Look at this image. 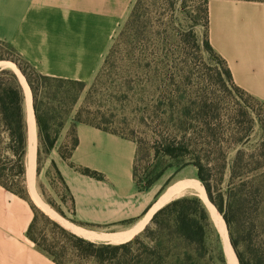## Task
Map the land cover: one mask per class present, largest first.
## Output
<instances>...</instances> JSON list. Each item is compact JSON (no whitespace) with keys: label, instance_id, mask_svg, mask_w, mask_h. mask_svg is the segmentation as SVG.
<instances>
[{"label":"rangeland","instance_id":"374dc122","mask_svg":"<svg viewBox=\"0 0 264 264\" xmlns=\"http://www.w3.org/2000/svg\"><path fill=\"white\" fill-rule=\"evenodd\" d=\"M206 3L207 0L134 3L131 12L138 6L131 27L125 31L130 12L113 41L111 48L116 39L119 45L104 74L100 69L80 91L78 104L63 119V129L58 128L59 121L52 123L51 135L57 134L58 139L56 148L49 152L41 144L38 155L37 145V194L55 213L54 208L79 222L74 190L62 170L66 166L77 175L84 174L72 158H63L60 151L65 155L69 151V130L63 137L64 130L71 127L88 98L89 111L101 114L96 122H106V126L136 144L137 182L146 185L164 172L153 188L154 200L163 188L165 192L177 181L198 180L193 167L179 170L177 162L157 155L164 142L178 137L185 144L195 139L203 145L215 189L227 195L226 201L232 200L235 221L250 234L254 246L264 251V102L239 92L227 78L224 66L205 47ZM120 33L122 38L118 37ZM5 55L0 45V57ZM83 117H87L86 113ZM105 143L102 140L91 147L93 152L86 156L90 164L103 168L122 166L121 147ZM108 190L107 186L98 188L103 193ZM193 194L197 192L191 189L184 196ZM121 228L99 225L94 231Z\"/></svg>","mask_w":264,"mask_h":264},{"label":"crops","instance_id":"0c3cea01","mask_svg":"<svg viewBox=\"0 0 264 264\" xmlns=\"http://www.w3.org/2000/svg\"><path fill=\"white\" fill-rule=\"evenodd\" d=\"M136 1L0 0V41L9 44L44 76L89 83L103 66ZM208 37L230 69L235 86L264 102V2L209 0ZM19 80L26 106L25 86L20 77ZM25 83L29 88L26 80ZM83 126H77L79 146L72 161L103 178L77 175L66 166L62 170L74 190L77 220L95 227H123L119 231H95L97 239L92 241L112 242L110 236H115L122 240L114 244L129 242L145 230L154 213L163 207H157L162 197L154 200V186L142 190L135 181L137 147L133 141ZM102 140L121 147L122 166L103 168L90 164L86 156L93 152L95 142ZM189 180L195 179L174 184ZM104 186L109 188L107 192L98 191ZM27 189L31 199L29 186ZM33 219L31 204L0 186V264H56L27 237ZM128 221L130 224H123Z\"/></svg>","mask_w":264,"mask_h":264},{"label":"trees","instance_id":"16d2710c","mask_svg":"<svg viewBox=\"0 0 264 264\" xmlns=\"http://www.w3.org/2000/svg\"><path fill=\"white\" fill-rule=\"evenodd\" d=\"M245 1L264 2V0ZM208 2L209 0H207L205 11L207 31L204 44L210 54L224 66L227 78L233 83L232 74L226 62L215 52L209 42ZM137 6L133 8L125 26L126 32L131 27ZM122 36L123 33H120L118 37L122 38ZM115 41V45L110 48L101 68L103 74L115 49L118 48V39ZM0 45L7 52V56H1L0 61L13 62L31 90L38 132V155L41 152V144H45L46 150L50 152L56 148L58 141L57 134L54 137L51 135L52 123L59 121L57 126L59 129H63L65 125L63 119H67L72 108L78 104L79 93L86 87V83L44 76L24 61L9 44L0 41ZM236 88L239 92L245 93L238 87ZM86 103H88V98L85 99L75 115L69 129V151L66 155L60 151L62 157L67 160L72 158L74 151L79 146L77 135L79 124L123 137L115 129L106 126V122H96L100 119L98 115L101 114L89 111ZM84 113L87 115L86 118L83 117ZM26 114L25 95L17 75L8 68L1 69L0 186L31 204L34 219L26 235L39 251L56 264H227L222 241L211 215L204 202L195 194L180 197L165 205L156 212L150 224L140 235L119 245L88 241L50 219L31 201L26 185L28 153ZM177 138L164 142L161 150L157 151V155L177 162L179 170L189 166L196 170L197 179L228 226L239 263L264 264V251L254 246L250 234L244 232V229L241 230V226L235 221V208L234 205L232 206V200L226 201L227 195L215 189L212 168L206 159L204 146L196 142L195 139L191 143L185 144L182 139ZM239 155L240 153L235 157L236 167H238ZM232 167L231 175L235 170L234 165ZM80 171L91 178L100 180L103 178L99 173L87 168H81ZM136 175L135 166L134 177L137 182ZM162 177H164V172L158 174L146 185H141L139 182L137 184L142 190H148L155 186V183ZM163 193L164 188L159 192L157 199ZM54 209L63 218L77 226L89 230L98 228L69 219L62 211ZM123 224H130V221Z\"/></svg>","mask_w":264,"mask_h":264},{"label":"bare ground","instance_id":"6f19581e","mask_svg":"<svg viewBox=\"0 0 264 264\" xmlns=\"http://www.w3.org/2000/svg\"><path fill=\"white\" fill-rule=\"evenodd\" d=\"M8 68L12 69L14 72H16L21 81L24 83L25 86V91L27 95V101H26V113H27V120H28V128H29V143L31 144L30 147V155H31V165L29 168V188L30 192L32 195V201L33 203L43 212H45L47 215L50 217L56 219L65 229L68 231L75 233L76 235L89 239V240H95L97 237L91 233L90 231H85L84 229H81L77 227L76 225H73L72 223L64 220V218H61L58 216L53 210H51L42 200L39 198L38 194L36 193V157H37V125H36V120H35V114L33 110V102H32V95H31V90L30 88L27 87L25 83V79L21 75V73L18 71V69L13 65L12 63L9 62H0V68ZM194 190L197 192V195L203 200V202L207 205L209 208V211L213 215V217L217 220L220 221V226L223 230V235L227 244V253L230 257L233 258L234 262L238 264L237 259L232 252L231 247L228 245L229 244V237H228V232L225 228V224L223 222L221 215L215 208V206L211 203L209 200L207 193L205 191V188L203 185L200 183L198 180H189V181H184L181 183H176L173 186L169 187L166 191V193L162 196V198L159 201V204L157 207L164 206L166 203L169 201L182 196L186 191L188 190ZM101 238V237H100ZM99 238V239H100ZM112 242H117L122 240V238H116L111 237Z\"/></svg>","mask_w":264,"mask_h":264},{"label":"water","instance_id":"95a60500","mask_svg":"<svg viewBox=\"0 0 264 264\" xmlns=\"http://www.w3.org/2000/svg\"><path fill=\"white\" fill-rule=\"evenodd\" d=\"M0 62H9V63H12L13 65H15L13 62H10V61H0ZM15 67L17 68V66L15 65ZM1 69H7V68H4V67H1L0 68V70ZM18 69V68H17ZM11 70V69H10ZM18 71L20 72V70L18 69ZM14 72V71H13ZM15 73V72H14ZM21 73V72H20ZM16 74V73H15ZM17 75V74H16ZM21 75H22V73H21ZM23 76V75H22ZM17 77H18V75H17ZM23 78H24V76H23ZM18 79H19V77H18ZM25 79V78H24ZM20 81V80H19ZM32 94V93H31ZM32 102H33V99H32ZM34 110V109H33ZM35 114V113H34ZM26 116H27V114H26ZM36 119V118H35ZM27 125H28V120H27ZM37 145H38V143H37ZM30 147H31V144L29 143V128H28V153H27V159H26V185H27V187L29 186V168H30V165H31V155H30ZM199 181V180H198ZM166 191L167 190H165V192L158 198V200L166 193ZM206 191V190H205ZM29 193V192H28ZM207 193V192H206ZM196 195V194H195ZM184 196V194L182 195V196H180V197H183ZM196 196H198V195H196ZM208 196V195H207ZM180 197H177V198H175V199H178V198H180ZM199 197V196H198ZM200 198V197H199ZM175 199H173V200H175ZM201 199V198H200ZM157 200V201H158ZM173 200H171V201H173ZM202 200V199H201ZM157 201H156V203H157ZM171 201H169L168 203H170ZM203 201V200H202ZM155 203V204H156ZM168 203H166L165 205H167ZM154 204V205H155ZM205 204V203H204ZM164 205V206H165ZM163 206V207H164ZM205 206L207 207V205L205 204ZM215 206V205H214ZM154 207V206H153ZM163 207H161V208H163ZM161 208H159L156 212H158ZM216 208V207H215ZM207 209H208V211H209V208L207 207ZM217 209V208H216ZM218 211V210H217ZM156 212L154 213V215L156 214ZM219 212V211H218ZM57 213V212H56ZM209 213H210V215H211V218H212V220H213V222H214V224H215V226H216V229H217V231H218V233H219V235H220V238H221V241H222V246H223V251H224V253H225V256H226V260H227V264H236L235 262H234V260H233V258L232 257H230L229 255H228V253H227V244H226V241H225V238H224V233H223V230H222V228H221V226H220V221H217L214 217H213V215L211 214V212L209 211ZM219 214H220V212H219ZM46 215V214H45ZM60 215V214H59ZM153 215V216H154ZM221 215V214H220ZM61 216V215H60ZM62 217V216H61ZM220 217H222V215L220 216ZM153 218V217H152ZM51 219V218H50ZM65 219V218H64ZM222 219H223V222H224V224H225V228H226V230H227V232H228V237H229V246L231 247V249H232V252L234 253V255H235V257H236V259H237V262H238V264H240L239 263V260H238V257H237V255H236V253H235V250H234V248H233V245H232V242H231V238H230V234H229V230H228V226H227V224H226V222H225V220H224V218L222 217ZM53 220V219H52ZM152 220V219H151ZM68 221V220H67ZM70 222V221H69ZM71 223V222H70ZM59 224V223H58ZM73 224V223H72ZM73 225H75V224H73ZM77 226V225H76ZM77 227H79V228H81V229H84L85 231H90L91 233H97V232H95L94 230H89V229H86V228H83V227H80V226H77ZM64 228V227H63ZM67 230V229H66ZM72 233V232H71ZM73 234H75V233H73ZM76 235V234H75ZM78 236V235H77ZM80 237V236H79ZM81 238H83V237H81ZM84 239H86V238H84ZM86 240H88V241H91V242H95V243H107V244H113V245H119V244H114V243H112V242H104V241H92V240H89V239H86Z\"/></svg>","mask_w":264,"mask_h":264}]
</instances>
